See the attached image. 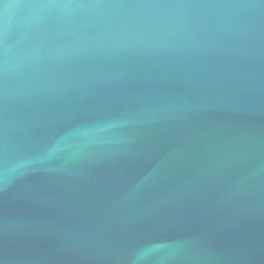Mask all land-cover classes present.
Wrapping results in <instances>:
<instances>
[{
	"label": "water",
	"instance_id": "water-1",
	"mask_svg": "<svg viewBox=\"0 0 264 264\" xmlns=\"http://www.w3.org/2000/svg\"><path fill=\"white\" fill-rule=\"evenodd\" d=\"M0 264H264V0H0Z\"/></svg>",
	"mask_w": 264,
	"mask_h": 264
}]
</instances>
